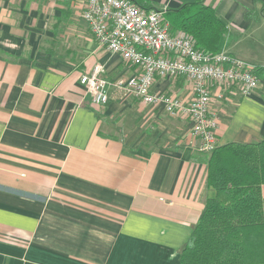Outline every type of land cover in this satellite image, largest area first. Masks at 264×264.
Here are the masks:
<instances>
[{
    "label": "crops",
    "instance_id": "obj_1",
    "mask_svg": "<svg viewBox=\"0 0 264 264\" xmlns=\"http://www.w3.org/2000/svg\"><path fill=\"white\" fill-rule=\"evenodd\" d=\"M131 1L165 11L194 0ZM203 2L226 27L219 52L247 62L228 47L232 30L253 26L264 0ZM83 8L0 0V264H180L207 198L209 154L198 151L190 121L162 106L90 101L79 78L93 65L109 81L134 69L96 43ZM255 61L248 95L212 87L218 146L264 138V58ZM152 91L192 99L183 78L156 79Z\"/></svg>",
    "mask_w": 264,
    "mask_h": 264
},
{
    "label": "built area",
    "instance_id": "obj_2",
    "mask_svg": "<svg viewBox=\"0 0 264 264\" xmlns=\"http://www.w3.org/2000/svg\"><path fill=\"white\" fill-rule=\"evenodd\" d=\"M81 18L96 43L134 69L129 77L109 81L96 63L79 78L90 101L98 106L110 96L132 97L144 105L162 106L172 118L188 119L198 151L210 154L217 146L218 118L212 110V87L237 89L242 96L258 86L255 67L225 53L194 47L183 33L172 35L164 10L144 9L131 0H83ZM183 78L192 86V99L154 93L156 79Z\"/></svg>",
    "mask_w": 264,
    "mask_h": 264
},
{
    "label": "trees",
    "instance_id": "obj_3",
    "mask_svg": "<svg viewBox=\"0 0 264 264\" xmlns=\"http://www.w3.org/2000/svg\"><path fill=\"white\" fill-rule=\"evenodd\" d=\"M204 0L164 12L170 33L198 50L221 51L225 25ZM264 138L216 147L207 162V198L180 264H264Z\"/></svg>",
    "mask_w": 264,
    "mask_h": 264
},
{
    "label": "rangeland",
    "instance_id": "obj_4",
    "mask_svg": "<svg viewBox=\"0 0 264 264\" xmlns=\"http://www.w3.org/2000/svg\"><path fill=\"white\" fill-rule=\"evenodd\" d=\"M257 7L258 9L256 14L252 13L251 15V21L253 23V26H251L248 30L244 32L232 30L233 39L229 42V46H228V47H238V50L243 52L244 55L248 56V59L245 60H247V62L249 63L260 62L255 60H263L264 58V19L260 11V7L263 9L264 4H261L259 2ZM59 39L61 40H59L58 42L62 43V41H64L65 42L64 44L66 46L72 44L73 42L72 38L67 36H62ZM80 40L81 42H83L84 37H80ZM46 45L51 46L50 43H47ZM81 47H86V46L81 45ZM58 48L60 50H64L66 47H58ZM83 51L85 52V50Z\"/></svg>",
    "mask_w": 264,
    "mask_h": 264
}]
</instances>
